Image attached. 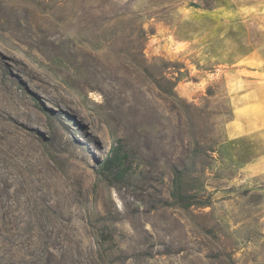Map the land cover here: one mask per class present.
<instances>
[{
    "label": "rangeland",
    "instance_id": "obj_1",
    "mask_svg": "<svg viewBox=\"0 0 264 264\" xmlns=\"http://www.w3.org/2000/svg\"><path fill=\"white\" fill-rule=\"evenodd\" d=\"M259 85L264 0H0V264H264Z\"/></svg>",
    "mask_w": 264,
    "mask_h": 264
},
{
    "label": "crops",
    "instance_id": "obj_2",
    "mask_svg": "<svg viewBox=\"0 0 264 264\" xmlns=\"http://www.w3.org/2000/svg\"><path fill=\"white\" fill-rule=\"evenodd\" d=\"M264 92V86L259 85L248 92L239 94V97L249 96L255 97L258 93ZM264 129V114L253 117L235 114L234 118L227 123V133L229 138L236 139L241 136L256 133Z\"/></svg>",
    "mask_w": 264,
    "mask_h": 264
},
{
    "label": "trees",
    "instance_id": "obj_3",
    "mask_svg": "<svg viewBox=\"0 0 264 264\" xmlns=\"http://www.w3.org/2000/svg\"><path fill=\"white\" fill-rule=\"evenodd\" d=\"M116 160H117V156L113 155L111 157H109L105 163L102 166V171L106 173V171H112L115 167L116 164Z\"/></svg>",
    "mask_w": 264,
    "mask_h": 264
}]
</instances>
